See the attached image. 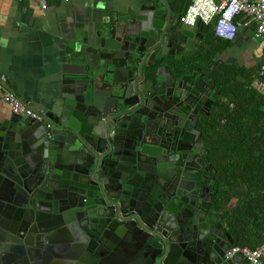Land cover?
<instances>
[{
	"label": "water",
	"instance_id": "95a60500",
	"mask_svg": "<svg viewBox=\"0 0 264 264\" xmlns=\"http://www.w3.org/2000/svg\"><path fill=\"white\" fill-rule=\"evenodd\" d=\"M172 14L98 12L64 49L54 128L0 120V264H250L225 257L235 241L200 187L206 81L176 66L204 25Z\"/></svg>",
	"mask_w": 264,
	"mask_h": 264
},
{
	"label": "trees",
	"instance_id": "16d2710c",
	"mask_svg": "<svg viewBox=\"0 0 264 264\" xmlns=\"http://www.w3.org/2000/svg\"><path fill=\"white\" fill-rule=\"evenodd\" d=\"M191 1L171 0L177 24ZM202 34L201 50L176 62L180 71H205L216 54L231 45L215 35L213 25L204 26ZM259 66L260 62L248 69L227 68V74L217 80L211 114L201 120L203 132L210 137L212 168L204 174L202 185L211 193V212L234 246L251 249L264 241V96L251 86ZM233 199L237 202L232 206Z\"/></svg>",
	"mask_w": 264,
	"mask_h": 264
},
{
	"label": "crops",
	"instance_id": "0c3cea01",
	"mask_svg": "<svg viewBox=\"0 0 264 264\" xmlns=\"http://www.w3.org/2000/svg\"><path fill=\"white\" fill-rule=\"evenodd\" d=\"M150 1L54 0L44 12L32 1L0 0V76L8 77L10 88L23 101L38 111L48 113L59 100L62 57L70 38L91 28L93 16L98 12L128 15ZM168 2L172 7L171 0ZM172 9L173 21L178 23L177 12L174 7ZM240 33L239 48L234 53L243 49V43L251 39L252 30L244 29ZM199 43L203 44V41ZM252 53L256 60L254 65L261 62L259 44L256 43ZM254 65L248 62L242 67L248 69ZM2 95L0 90V98ZM11 117L13 113L10 107L0 100V120ZM236 202L237 199H233L231 205ZM114 261V264H123L119 258ZM65 263L68 261L54 256L52 264Z\"/></svg>",
	"mask_w": 264,
	"mask_h": 264
},
{
	"label": "built area",
	"instance_id": "2783aa9c",
	"mask_svg": "<svg viewBox=\"0 0 264 264\" xmlns=\"http://www.w3.org/2000/svg\"><path fill=\"white\" fill-rule=\"evenodd\" d=\"M35 2L42 11H47L54 0H15ZM69 2L71 0H61ZM96 1V0H87ZM180 23L195 27L198 23L214 26L215 35L225 41H233L239 32V25L253 30V39L261 47V62L258 73L252 82V88L264 96V0H192ZM0 100L6 103L14 115L29 117L44 124L48 130L54 124L46 113L36 110L23 101L9 86L7 76H0ZM243 256L250 264H264V241L256 248L231 246L225 254L227 259Z\"/></svg>",
	"mask_w": 264,
	"mask_h": 264
},
{
	"label": "flooded vegetation",
	"instance_id": "af4514ba",
	"mask_svg": "<svg viewBox=\"0 0 264 264\" xmlns=\"http://www.w3.org/2000/svg\"><path fill=\"white\" fill-rule=\"evenodd\" d=\"M241 35L242 34L238 32L235 39L233 40L234 41L233 44L228 46L224 52L216 54V56L208 63L205 71L196 70V73L193 75L194 79L200 78L198 83H201L203 80H205L207 84V85L206 84L203 85L205 86L203 95H202L204 97V100H203L204 107L201 108L197 113V116L199 119L198 124H197V130L200 133L199 141H203L207 149H208L207 142L208 140H210V137H207L205 133L203 132L202 127H201V120L203 117H208L211 114V111L216 103L218 78H220L221 76H225L227 74V71H226L227 68H230V67L232 68L234 66L242 67L244 63H248V62L254 65L255 64L254 62L256 61L254 60V54L252 53L254 47L256 46V42L254 41L253 38L249 39L246 43H243V49H241L239 52L237 53L233 52L235 51L236 48H239L238 40H240ZM211 168L203 170V174L200 180V187L202 190L207 189L202 185V180H203L204 174L209 172ZM210 197H211V193L206 192L205 199L207 200V202L211 204Z\"/></svg>",
	"mask_w": 264,
	"mask_h": 264
}]
</instances>
